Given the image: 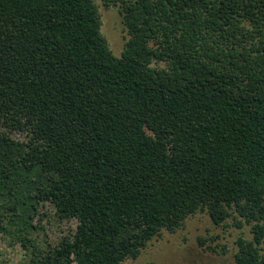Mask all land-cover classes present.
<instances>
[{"label":"trees","instance_id":"16d2710c","mask_svg":"<svg viewBox=\"0 0 264 264\" xmlns=\"http://www.w3.org/2000/svg\"><path fill=\"white\" fill-rule=\"evenodd\" d=\"M107 2L120 56L94 0H0V234L26 264H121L206 212L264 264V0ZM46 203L77 224L42 247Z\"/></svg>","mask_w":264,"mask_h":264},{"label":"rangeland","instance_id":"374dc122","mask_svg":"<svg viewBox=\"0 0 264 264\" xmlns=\"http://www.w3.org/2000/svg\"><path fill=\"white\" fill-rule=\"evenodd\" d=\"M101 14V33L115 56H120L128 38L126 27L118 5L107 0H94ZM152 65L164 66L163 62ZM17 140H26L25 132L11 133ZM30 234L42 247L55 246L76 228V220H61L48 203L39 207L34 215ZM39 227V228H38ZM250 225L237 228L232 220L227 226H216L206 212L190 215L184 225L171 233L162 230L160 235L150 240L137 258L126 259L121 264H235L234 253L237 250L238 237L250 239ZM204 240L200 243L199 240ZM1 259L5 264H26L29 248L20 241L13 240L8 233L0 234Z\"/></svg>","mask_w":264,"mask_h":264}]
</instances>
